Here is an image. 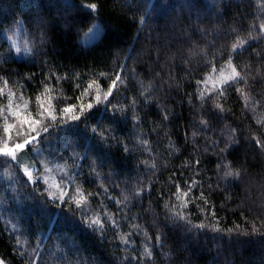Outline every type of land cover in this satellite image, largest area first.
<instances>
[{
    "label": "trees",
    "instance_id": "obj_1",
    "mask_svg": "<svg viewBox=\"0 0 264 264\" xmlns=\"http://www.w3.org/2000/svg\"><path fill=\"white\" fill-rule=\"evenodd\" d=\"M93 2L95 12L83 6ZM262 5L264 0H0V76L17 82L13 91L30 98V105L35 106V96L50 73L67 76L59 84L52 81L53 104L59 108L79 104L76 97L94 74L109 73L108 78H99L100 90L105 91L111 74L119 65L125 66L127 80L112 99L124 111H105L101 103L88 113L87 123L50 128L53 135L46 160L51 170L60 164L70 166L73 188L81 187L85 195L102 192L101 183L119 199L128 195L127 218L117 217L121 231H130L131 221L147 230L153 244L161 235L164 246L153 249L154 264H264V229L252 230L253 223L258 228L264 223V151L252 139L264 137V128L245 108L235 87L226 98L209 97L202 104L196 83L211 74L206 71L210 60L217 68L223 65L236 37L247 38L250 26L259 24L258 15L264 18ZM17 20L21 28H16ZM96 23L99 38L84 44L83 37ZM18 31L23 42L26 36L36 38L32 56L17 57L10 50L8 37ZM42 32L44 44L39 43ZM233 60L264 73V37L238 48ZM149 85L145 95L151 100L145 102L141 92ZM199 87L209 93L205 84ZM245 91L264 104V76L250 80ZM90 98L84 95L83 103ZM133 98L139 125L130 107ZM217 102L226 110L217 109ZM201 119L208 121L207 126ZM97 124L111 128L117 138L105 142L93 137L90 129ZM232 129L238 142L221 152L220 142H230ZM140 138L148 141L150 150H145ZM73 150L79 154V167L70 159ZM36 158L30 153L19 164L0 159V258L6 264H22L10 230L15 222L18 230V224L23 226L19 233L32 248L40 245L41 264H128L123 257L131 256V250L123 251L108 225L102 237L83 222L74 204L73 211L57 208L25 183L23 169L32 168ZM196 160L199 165L191 167ZM153 162L155 169L149 166ZM226 162L241 171L238 178H221L217 164ZM90 166L97 169L98 177ZM193 178L203 186L218 217L209 223L200 210L202 201L189 204L186 213L193 224L203 221L204 229L173 222L166 207L176 184L184 187ZM141 186L146 190L136 196ZM100 203L117 212L112 200L91 197L92 209L103 211ZM132 239L142 250L143 237Z\"/></svg>",
    "mask_w": 264,
    "mask_h": 264
},
{
    "label": "snow or ice",
    "instance_id": "obj_2",
    "mask_svg": "<svg viewBox=\"0 0 264 264\" xmlns=\"http://www.w3.org/2000/svg\"><path fill=\"white\" fill-rule=\"evenodd\" d=\"M83 6L87 7L92 12L97 10V4L95 2ZM261 11H264V5L261 6ZM257 19L259 20V24L250 26L247 38L240 36L236 37L235 43L232 45L229 52L228 59L223 65L217 68L213 61H209L211 68L206 71L209 73H218V75L209 76V78L213 81H218L220 86L205 94L204 90L199 86L202 83L207 84L208 81L197 80L196 83L198 86V99L202 104L207 103L209 97L217 101H220L221 98H226L229 89L235 87L236 91L245 101V108L253 113V118L264 128V104L256 100L250 91H245V89L250 86V80H254L257 76H264V73H262L259 68L253 69L250 65L244 67L233 60V54L237 53L238 48L243 49L244 45L247 44L249 40L264 37V18L258 15ZM141 23H143V20H141ZM21 24L22 22L17 20L15 22L16 28H20ZM96 30L98 31V28ZM89 31L91 32L93 30L90 29ZM17 35V32H13V35L8 37L11 42L10 50H14L17 57L21 55L32 56L36 50V38H29L26 36L24 42L20 43L15 38ZM45 36L46 33L42 32L40 34V44L46 43ZM124 68V65L118 66V69L111 74L107 88L103 92H101L99 87V78H108L109 73L101 72L98 75L94 74L93 78L88 81L87 86L76 97V100L81 101L79 104L68 103L59 108L53 104L51 93L55 89L52 81L55 80L56 83L59 84V82L66 79L67 76L61 77L57 73H50L45 77L42 91L35 96V107L33 109L29 108V104L31 103L30 98H26L23 93L17 94L16 91H13V89L18 86L17 82L10 81L5 76H0V121H2V126H0V132H2V136H0V157L9 158L10 161L19 164L23 161L25 156L30 153H36L38 155L40 152L39 146L44 143L46 136L50 135V128L64 127L68 122L87 123L89 118L88 113L101 103L105 105V111L109 108H112L114 113L124 111L118 104H112V99L115 98L120 91V85H124L127 80V77L123 75ZM253 73L255 74L253 75ZM76 80V88L79 90L81 88V82L78 75ZM94 86H96V91L93 93L92 90ZM147 91H150V85L149 88L143 89L141 92L145 102L151 100V96L145 95ZM84 95H89L91 97L86 104L82 101ZM135 104L136 99L133 98L130 107L134 113L136 124L139 125L140 121L135 115ZM215 107L221 112L226 110L224 104L220 102H217ZM165 119H167L166 113ZM201 124L207 126L208 121L201 119ZM90 130L93 137H98L101 141L107 142L117 138L113 134L111 128L100 124L95 125ZM235 133V129L230 130L228 135L231 137V140L229 143L220 142L223 143V147L220 148L221 152H226L233 143L238 142ZM195 135L196 133L194 132L193 136ZM252 139L255 141L256 146L259 147L261 151H264V137L253 135ZM139 142L144 146L145 150H150L146 139L140 138ZM124 150H129L127 144H124ZM78 155L79 154L73 150V156L70 158L72 163L76 164L77 167H79V164H77ZM49 163L48 161L41 163L39 159H34L31 170L28 168L23 169V175L26 178L25 183L33 185L34 192H38L41 196H45L46 201L50 200L57 208H67L69 211H73L71 206L74 204L75 209L79 210L78 214L82 217L83 222L87 223L89 227L93 228V230L98 232L102 237L107 235L105 226L108 225L114 230L115 236L119 238L120 243L124 246L123 251L127 253L131 250V256L126 255L123 257V260H126L128 264H133L134 261L137 262V264H146L147 261H153L154 264L153 249L155 247L163 248V237L161 235H156L155 244H153L152 237L148 234L147 230L131 221H129L130 231L126 233L121 231L123 225L121 219L117 217L123 214V218H127L126 210L128 205L126 202L129 200L128 195H123V198L119 199L113 196L112 193L109 192V189L104 187L103 183L100 185L103 189L102 192H88L85 195L81 187L76 186L73 188L75 178L68 173L65 174L68 177V187H63V181H61V183L55 185L54 191L53 185L46 179L47 174L51 171ZM199 163L200 161L196 160L191 167H196ZM149 166L152 169L156 168L154 162ZM90 167L92 172L98 177L99 172L97 169L94 166ZM217 169L220 171L221 178L224 180L238 178L241 175V171L239 169H234L230 162L217 164ZM41 183L45 185V188H40ZM144 190H146L144 186L137 187L135 195L141 196ZM73 192L75 194H73ZM197 192H199V195H196ZM93 196L97 198L103 196L108 200H112L117 207V212L111 213L108 206L103 203H100V209L103 211L92 209L91 197ZM194 201L203 202L200 210L206 213L205 219L208 220L209 223L213 220L218 221V217L210 205L208 195L203 191V186L199 181L193 178L191 182L186 181L184 187H181V185L177 183L176 191L172 194L170 201L166 203V207H168L171 213L173 222L183 221L185 225L204 229L206 224L203 221L199 224H193L192 220L189 218V214L185 211L188 205ZM212 227L216 231H222V229L216 228L215 225H212ZM261 229H264V223H262L259 228L253 223V232L261 231ZM10 230L13 233L12 238L15 240L17 254L22 257V264H41L39 259L40 245L36 244V246L32 248L28 239L23 238L22 234L19 233L16 225H12ZM227 231L231 232L232 229H228ZM133 236L143 237L142 250L136 249V241L132 239ZM0 264H6V261L0 258Z\"/></svg>",
    "mask_w": 264,
    "mask_h": 264
},
{
    "label": "rangeland",
    "instance_id": "obj_3",
    "mask_svg": "<svg viewBox=\"0 0 264 264\" xmlns=\"http://www.w3.org/2000/svg\"><path fill=\"white\" fill-rule=\"evenodd\" d=\"M21 28V27H20ZM98 28V31L96 30ZM93 31H88L85 36L83 37L82 39V42L86 45H90L92 44L97 38H99L100 34H101V30L99 28V24L96 23L94 24V26L91 28ZM18 35L15 37L20 43H23V41L21 40V32L18 31L17 32ZM28 37V36H27ZM218 75V73H211L209 74V76H216ZM209 76L207 77V81L208 83L205 84L206 85V91L207 92H211L213 91L214 88H218L220 85H219V82L218 81H213L212 79L209 78ZM96 91V89L93 90V93ZM88 101V100H87ZM86 101V102H87ZM35 106H32L29 104V108L30 109H33ZM0 126H2V121H0ZM15 135V133H14ZM52 135L53 133L51 132L50 130V135H47L46 138H45V141L44 143L39 146L40 147V152L39 154L36 155V159H39L41 163H44L46 160V157L48 156L50 158V155L48 152H46V149H48V145L51 144V140L50 137L52 138ZM0 136H2V132H0ZM0 159H3V161H6V162H9L10 159L9 158H6V157H0ZM56 168H53L48 174H47V177L46 179H48L49 183L53 185V190L55 191V185L58 184V183H61V181H63V187L67 188L68 187V177L65 175L66 173L70 174L71 172V168L70 166H68L67 164L65 165H59V166H55ZM49 168H50V163H49ZM25 169V168H24ZM29 170H31V168H28ZM44 188H45V185H44ZM12 225H16L15 222H12L10 224V227ZM18 227H19V231H21L23 229V226L22 225H19L18 224Z\"/></svg>",
    "mask_w": 264,
    "mask_h": 264
},
{
    "label": "bare ground",
    "instance_id": "obj_4",
    "mask_svg": "<svg viewBox=\"0 0 264 264\" xmlns=\"http://www.w3.org/2000/svg\"><path fill=\"white\" fill-rule=\"evenodd\" d=\"M219 68V67H218ZM194 231V230H193ZM205 234V233H204ZM183 240V239H182ZM210 240V239H209Z\"/></svg>",
    "mask_w": 264,
    "mask_h": 264
}]
</instances>
